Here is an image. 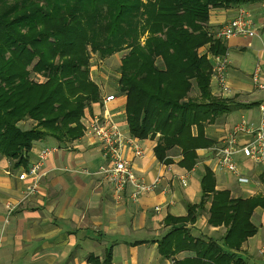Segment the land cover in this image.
Returning a JSON list of instances; mask_svg holds the SVG:
<instances>
[{
  "label": "trees",
  "instance_id": "16d2710c",
  "mask_svg": "<svg viewBox=\"0 0 264 264\" xmlns=\"http://www.w3.org/2000/svg\"><path fill=\"white\" fill-rule=\"evenodd\" d=\"M244 1L0 0V156L25 167L35 142L51 138L65 146L81 138L85 109L101 101L89 75L91 54L105 59L126 52L118 87L126 97L130 134H159L158 160L169 163L168 153L177 148L180 164L191 169L196 151L213 145L204 126L233 108L210 91L208 56L226 53L207 26L210 11ZM32 73L45 81H32ZM22 120L36 124L22 130ZM214 185L206 170L204 197L212 194L208 224L225 227L221 241L173 229L158 244L163 257L191 251L195 258L175 264H246L239 252L257 232L250 219L264 200L233 199Z\"/></svg>",
  "mask_w": 264,
  "mask_h": 264
},
{
  "label": "crops",
  "instance_id": "0c3cea01",
  "mask_svg": "<svg viewBox=\"0 0 264 264\" xmlns=\"http://www.w3.org/2000/svg\"><path fill=\"white\" fill-rule=\"evenodd\" d=\"M239 9L246 11L257 35L222 41L230 61L225 72L228 91L223 92L212 77L210 91L233 108L215 123L204 126V137L213 142L212 147L241 118L254 127L264 118V90L253 82L258 70L259 84L264 87V0H245L239 5L212 9L208 28L216 34ZM205 52L206 48L200 49V53ZM208 58L213 67V56ZM92 78L104 93L100 102L85 109L81 138L65 146L51 138L35 142L25 167L15 168L13 162L0 156V264H175L195 258L191 251L165 258L158 252V244L173 229L180 228L194 238L218 242L223 238L225 227L208 224L212 194L204 197L202 180L206 170L213 175L215 191H227L233 199L264 200V164L253 166L240 158L241 175L248 179L244 184L217 167L209 148L196 151L197 161L191 169L180 164L183 157L177 148L168 153L169 163L160 162L154 152L159 134L144 139L133 137L127 123L126 97L97 71H93ZM109 96L114 100L106 103ZM95 116L108 118L126 137L138 140L145 156L135 158L125 147L124 158L145 184L159 180L157 188L137 202L131 201L130 189L116 200L106 179L83 173H95L107 165L99 145L85 133ZM192 134L197 136V130L193 129ZM45 146L58 151L44 163V176L36 193L26 196L33 179L20 181L18 177L37 161ZM182 179L186 180L185 186ZM8 207L13 209L10 215ZM250 220L257 232L243 243L239 256L246 264H263L259 250L264 240V206L256 207Z\"/></svg>",
  "mask_w": 264,
  "mask_h": 264
},
{
  "label": "built area",
  "instance_id": "2783aa9c",
  "mask_svg": "<svg viewBox=\"0 0 264 264\" xmlns=\"http://www.w3.org/2000/svg\"><path fill=\"white\" fill-rule=\"evenodd\" d=\"M257 30L253 22L249 19L243 9H239L235 18L223 24L216 32L215 36L221 41L235 37H254ZM229 58L226 54L213 57L212 78L218 81V85L223 92L228 89L225 84V72L229 66ZM259 71L253 75V82L260 90H264L263 85L259 84ZM114 96H109L105 102H111ZM264 110V107H261ZM85 133L91 137L100 147L102 156L107 165L102 166L95 173L84 170L86 175H96L107 180L112 186L113 195L116 200L130 189V199L137 202L143 194L154 191L159 183L145 184L136 174L132 163L125 159L123 150L128 147L132 150L135 158H143L144 151L140 142L133 137H126L118 126L106 117L95 116L86 127ZM216 159L217 167L234 175L239 183H248V179L241 175L239 160L243 158L253 166L264 164V118L258 126L249 125L243 117L235 124L232 129L221 139L218 145L209 148ZM56 147L45 146L39 154L38 159L26 171L19 175V180L24 181L28 177L33 179L28 188L26 196L36 193L39 183L44 176L42 173L44 163L56 152ZM186 185V180H181ZM12 208L8 207V215L12 213ZM259 255L264 264V240L259 250Z\"/></svg>",
  "mask_w": 264,
  "mask_h": 264
},
{
  "label": "rangeland",
  "instance_id": "374dc122",
  "mask_svg": "<svg viewBox=\"0 0 264 264\" xmlns=\"http://www.w3.org/2000/svg\"><path fill=\"white\" fill-rule=\"evenodd\" d=\"M148 1L149 0H141L143 4H147ZM146 36L145 35L142 36L140 40L141 43L144 42V39L146 38ZM125 54L126 52H120V53H116L112 55L111 57H108L105 59L100 58L99 54L97 53L91 54L89 75H90L91 81L95 83L99 88L100 99H102L103 97L104 90L101 89V85H99L93 80L92 78L93 71H97V73H99L106 80L105 82L108 83V85L115 87V91L117 90L119 91V87L117 86L118 80L120 78L119 67H120L121 59L124 57ZM30 78L32 81H35V82L42 83L45 81L44 77H42L41 75L34 74V73L31 74ZM23 121H28V123H22ZM35 124L36 123L33 120H22L17 124V126L21 127L22 129L24 128L31 129L35 126Z\"/></svg>",
  "mask_w": 264,
  "mask_h": 264
}]
</instances>
